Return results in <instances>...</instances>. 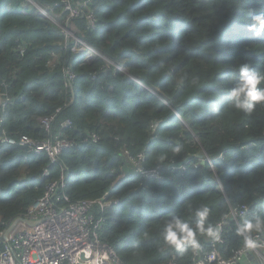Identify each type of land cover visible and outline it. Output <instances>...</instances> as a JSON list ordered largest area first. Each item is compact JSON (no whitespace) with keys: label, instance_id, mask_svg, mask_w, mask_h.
Masks as SVG:
<instances>
[{"label":"trees","instance_id":"trees-1","mask_svg":"<svg viewBox=\"0 0 264 264\" xmlns=\"http://www.w3.org/2000/svg\"><path fill=\"white\" fill-rule=\"evenodd\" d=\"M61 1L36 0L51 6ZM90 7L98 20L95 29L76 19L86 41L129 74L107 68L101 56L88 64L63 49L61 77L52 78V98L46 101L41 92L54 29L30 0H0V94L11 101L0 107V136L5 129L15 139L51 140L69 119L68 135L77 140L76 148L63 150L48 177L43 176L47 155L23 160L29 175L18 188L24 149L0 153V220L9 223L25 213L63 169L66 188L60 193L73 199L100 197L115 182L111 195L118 204L97 209V215L105 217L103 241L124 263L171 259L177 250L164 243V225L179 217L194 226V212L202 205L209 207L213 226L231 207L247 205L246 219L264 217V104L245 114L230 97L241 64L264 73V35L248 28L252 16L264 12V0H92ZM69 65L79 74L71 88L62 77ZM194 77L199 78L195 83ZM50 116L47 130L41 119ZM156 121L161 123L155 132ZM175 144H183L184 151L173 156ZM123 146L133 155L147 149L148 166L188 157L190 165L167 171L160 182L130 174L122 178ZM202 152L213 165L207 161L195 168ZM164 153L168 159L161 163L157 157ZM237 228L234 221L226 226L225 246L242 244ZM208 238L197 234L203 244ZM191 249L178 251L177 260L187 262Z\"/></svg>","mask_w":264,"mask_h":264},{"label":"built area","instance_id":"built-area-1","mask_svg":"<svg viewBox=\"0 0 264 264\" xmlns=\"http://www.w3.org/2000/svg\"><path fill=\"white\" fill-rule=\"evenodd\" d=\"M91 1L62 0L53 6L41 5L55 18L51 20V25L59 30L57 35L61 36L62 49L70 48L73 52L79 50L85 52L87 48L89 49L76 19H83L86 28L97 27L98 20L90 7ZM23 53L24 50L21 49V54ZM54 76L55 74H50V80ZM62 77L65 86L71 88L79 74L69 65L62 68ZM92 77L96 79L97 75L93 74ZM8 102H11L10 99H4L0 94V107L4 108ZM53 119L52 116L41 119L47 130L50 129ZM160 123L159 121L152 123V129L156 131ZM70 127L71 121L66 119L53 139L43 141L30 136H22L19 139L8 137L7 131L3 129L0 147L6 149L20 147L28 154L46 153L49 162L43 170V176L48 177L51 175V166L58 161L63 150L77 146V140L68 135L67 130ZM92 135L93 141L99 140L96 133ZM121 150L126 162L132 165L131 177H142L145 181L152 179L163 181L167 178V171L187 170L190 165L188 157L181 161L172 160L166 166L160 163L148 166L145 151L133 155L126 146ZM183 161V164H179ZM209 161L212 162L210 159ZM198 167L199 159L195 164V168ZM20 183L17 182L16 186L19 187ZM65 188L66 178L63 169L59 180L47 184L43 196L34 201L24 214L12 219L0 230V264H136L124 263L115 248L101 237L105 217L98 216L97 209L104 212L118 204V198L111 195L115 189V182L111 183L109 190L102 196L89 199H73L60 193V189ZM249 212L247 205L231 207L229 214L217 224L218 240L208 238V244L199 242L198 249L195 251L191 249L188 263L179 262L173 255L163 264H244L246 261L250 264H264V247L249 252L243 247V241L239 247L225 246L228 233L226 226L234 221L239 227ZM261 240L264 241V235L261 236Z\"/></svg>","mask_w":264,"mask_h":264},{"label":"clouds","instance_id":"clouds-1","mask_svg":"<svg viewBox=\"0 0 264 264\" xmlns=\"http://www.w3.org/2000/svg\"><path fill=\"white\" fill-rule=\"evenodd\" d=\"M248 28L249 31H252L253 34L257 37L264 35V12L253 15L250 22L248 23ZM87 44L89 45V49L87 48V51L85 52H80V50L79 52L72 51V53H75L77 55V59H83V61L86 63L91 57L95 55V53H97L93 51V48L88 42ZM89 54H91L92 56L90 57ZM97 54L99 55V53ZM107 66L109 67V65ZM114 66L115 72L119 71L121 73L129 74V71L123 64L116 63L114 64ZM120 66H124L127 71L122 70ZM198 79V77H194L192 82L195 83ZM134 80L138 82L137 79L134 78ZM262 83H264V73L252 69L246 63L241 64L239 66V80L236 85L230 90L232 106L236 110L245 114H251L252 112H254L258 104H264V87H259V85H261ZM10 150L11 149L9 148L4 151L0 147L1 152H8ZM170 151L173 156L179 155L184 151V145H172L170 146ZM32 154L38 153L32 152L28 154L26 152H23V154H21L22 160L21 163L19 162V164L21 169L23 166L24 174L18 177L17 181L14 184V187L18 188L16 186L17 182H21V186L24 182L27 181L29 175V172L27 171L28 165L23 164V159H29ZM42 154L47 155L46 153ZM208 157L209 156L207 155V158ZM167 159V153L161 154L157 157V160L161 163H163ZM209 159H207V161H209ZM19 160L20 159L17 158L13 162H11V164L17 163ZM48 162L46 164H48ZM210 163L211 165H213V161ZM209 215V207L207 205H202L194 212V216L196 218L194 226H191L188 222H185L179 217H174L164 225L162 232L164 243L169 247L175 248L177 251L184 252L189 247H191L194 251L199 248V240L197 239L198 233L199 235L207 236L209 238H212L213 240H218L219 226H213L208 222ZM237 234L242 237L243 247L249 252H254L257 249L264 247V241L261 240V236L264 235V217L257 216L254 220L245 219L244 222L237 228Z\"/></svg>","mask_w":264,"mask_h":264},{"label":"crops","instance_id":"crops-1","mask_svg":"<svg viewBox=\"0 0 264 264\" xmlns=\"http://www.w3.org/2000/svg\"><path fill=\"white\" fill-rule=\"evenodd\" d=\"M42 2V1H41ZM24 3V2H23ZM30 3L32 5H35L36 4H39L36 2V0H30ZM46 3H41V5H45ZM24 5V4H23ZM26 10V9H25ZM38 14V13H37ZM39 15V14H38ZM85 26H86V23H85ZM54 32V31H53ZM91 46V45H90ZM92 47V46H91ZM63 45H62V42H61V36L58 34L57 36L55 35L54 33V41H53V44H52V49H51V53H50V57H49V60H48V70H49V73H48V79H47V82H46V85L44 87V89L42 90V94H45L43 95V97H45V100H49L52 98V94H51V90H50V87H51V83H52V79L50 80V74H55L57 76H60L59 74V69H58V66L60 65V60H61V57L62 55L64 54L63 52ZM93 48V47H92ZM93 51L94 52H97L94 48H93ZM92 52V51H91ZM98 53V52H97ZM96 55H94L93 57H91L89 60H88V64H93L94 62H96L98 60V58L96 59ZM95 60V61H94ZM93 62V63H92ZM74 68V67H73ZM61 77V76H60ZM40 112H43V109L41 108L40 109ZM43 114V113H41ZM41 119V117H40ZM23 160H26L28 161L27 158H24ZM126 161V159H125ZM23 164H28L27 162L24 163L23 161ZM124 171L123 173V177L124 178L125 176H127L128 174H130L132 172V165L128 162H126V168L122 169ZM121 178V179H122ZM24 214V213H23ZM175 252V255L177 257V252L178 251H175V250H172ZM190 261V256H188V261L187 262H181V263H188Z\"/></svg>","mask_w":264,"mask_h":264},{"label":"rangeland","instance_id":"rangeland-1","mask_svg":"<svg viewBox=\"0 0 264 264\" xmlns=\"http://www.w3.org/2000/svg\"><path fill=\"white\" fill-rule=\"evenodd\" d=\"M25 5V4H24ZM35 7H36V9H37V12L39 13V15L46 21V22H48L50 25H51V23H52V21L51 20H55V18L52 16V14H50V12H48V11H46V8H44V7H42L41 6V4H35ZM33 11H34V9H32ZM52 26V25H51ZM53 27V26H52ZM53 29H54V33H55V35L57 36V33H58V29L57 28H54L53 27ZM95 55L97 56L96 57V59L97 58H99V56H101L106 62H108V64H109V66L111 67V66H114V64H116L115 62H113V61H111L109 58H107V57H105L104 55H102V54H97V53H95ZM95 61V60H94ZM93 63V62H92ZM120 68L122 69V70H125V71H127L126 70V68L124 67V66H120ZM143 88H146L145 86H142ZM156 122H158V121H156ZM1 123V122H0ZM156 132V131H155ZM154 137L155 136H153L152 137V139L154 140ZM2 150H7L6 148H2ZM146 152V157H147V149H144L142 152ZM0 153H2V152H0ZM200 154V153H199ZM198 155V154H197ZM201 164V161L199 160V165ZM167 165H169V164H167ZM166 166V165H165ZM22 174H24V172H23V166H22V170H21V174H20V176L22 175ZM8 225V221H5V222H3V221H0V230H2V229H4L6 226ZM101 233V232H100ZM102 234V233H101ZM101 237H102V235H101ZM121 255V254H120ZM119 255V256H120ZM122 256V255H121ZM120 256V257H121ZM244 264H250V262L249 261H246Z\"/></svg>","mask_w":264,"mask_h":264},{"label":"water","instance_id":"water-1","mask_svg":"<svg viewBox=\"0 0 264 264\" xmlns=\"http://www.w3.org/2000/svg\"><path fill=\"white\" fill-rule=\"evenodd\" d=\"M196 158L199 159L202 164L207 163V154L205 152H202V153L196 155ZM183 163H184V161L180 162L179 164H183Z\"/></svg>","mask_w":264,"mask_h":264}]
</instances>
